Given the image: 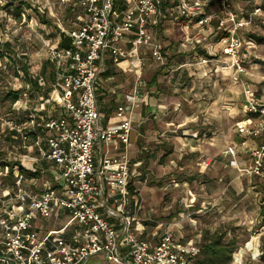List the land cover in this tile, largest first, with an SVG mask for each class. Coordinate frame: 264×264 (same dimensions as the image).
<instances>
[{
    "label": "built area",
    "instance_id": "built-area-1",
    "mask_svg": "<svg viewBox=\"0 0 264 264\" xmlns=\"http://www.w3.org/2000/svg\"><path fill=\"white\" fill-rule=\"evenodd\" d=\"M57 2L78 15L71 27L60 18L56 23V44L66 34L72 45L51 47V91L39 69L28 73L43 90L18 68L19 85H11L22 93L7 101L6 110L0 104V264H90L97 256L106 264H192L200 253L195 238H179L171 222L151 231L148 219L139 217L143 206L128 152L133 122L124 104L117 109V126L103 127L99 79L108 55L115 63L131 59L141 79L148 54L168 64L163 37L169 25L195 30L180 49L202 46L208 55H193L200 64L221 52L228 59L222 69L233 70L234 82L242 86L245 116L236 131L243 140L226 155L243 174L260 180L264 193V96L242 77L257 57L258 43L246 32L264 14V0ZM207 29L215 34L213 41L205 37ZM127 101L133 106L137 98ZM116 141L124 152L111 155L108 148ZM49 221L55 226L48 227ZM262 254L258 248L253 258ZM244 258V250H237L231 264H245Z\"/></svg>",
    "mask_w": 264,
    "mask_h": 264
},
{
    "label": "rangeland",
    "instance_id": "rangeland-1",
    "mask_svg": "<svg viewBox=\"0 0 264 264\" xmlns=\"http://www.w3.org/2000/svg\"><path fill=\"white\" fill-rule=\"evenodd\" d=\"M12 1L29 5L21 18L8 10ZM0 3L4 7L0 10V76H7L0 86L7 84L9 78L17 87L15 69L27 66L35 73L44 62H49L51 47L59 46L56 43L60 28L56 23L60 18L65 27H71L73 7L57 0H0ZM39 15L45 16L51 26L43 24ZM179 47L180 44L169 53L166 66L154 59L144 60L140 80L133 70L127 74L116 70V80L125 95L135 93L141 83L139 90L148 97L155 96L161 102L172 96L178 103L170 102L164 114L156 118L149 115V120L138 129L135 155H131L129 148V156L134 158L133 170L141 163L137 170L141 175L133 180L143 206L139 217L148 219L151 231L159 223L171 222L177 235L184 239L199 236L207 229L211 232L228 229V239L236 237L238 250L245 252V264H261V258L254 259V253L246 250V246L253 236L258 238L260 250L263 245V206L259 200L262 193L258 194L260 187L253 185L256 180L242 175L231 163L233 158L226 155L229 146L240 142L235 129L241 117L242 86L232 83L226 74L214 77L194 67L181 74L177 70L181 63L191 64L195 59L181 54ZM260 47L263 52L264 43ZM156 73L158 77L153 83ZM121 102L125 103L123 97ZM130 110L128 106L127 111ZM210 159L218 160L212 169L206 166ZM90 264L106 262L97 256Z\"/></svg>",
    "mask_w": 264,
    "mask_h": 264
},
{
    "label": "crops",
    "instance_id": "crops-1",
    "mask_svg": "<svg viewBox=\"0 0 264 264\" xmlns=\"http://www.w3.org/2000/svg\"><path fill=\"white\" fill-rule=\"evenodd\" d=\"M241 8H246L249 11H253V9L256 7H241ZM263 9H264V7H263ZM169 26H171V27H168V30L165 34H168V35L175 34V29L177 27H174V25H169ZM182 31H184V33H186V35H193L195 33V30H193V29H186V30H182ZM246 33H248L249 36L251 33H255V34L264 36V14H260V15H257L255 17V21H254L253 25H251L249 28H247ZM214 35H213V31H211L210 29L205 30V37L207 39H209V41L214 40ZM167 44H169L168 41L165 42V45H167ZM216 49L218 51H220L219 45L216 46ZM170 52L171 51L169 49L168 53H170ZM217 55H218V58L212 59L208 64H200V63H198L199 59L193 57V59H195L193 63H191V64L190 63H181V65L177 68V70H181V74H183V72L186 70V68L194 67L195 70H202V71L204 70L207 74L210 73L214 77H219L220 75L222 76L223 74L224 75L226 74L227 76H229L232 83L236 84L235 82H233L234 76H235L234 71L229 70V69L223 70L221 67L222 62L225 60H228L227 57L222 56L221 52H219ZM256 55H257V57L254 59V63L251 65H248V73L245 75H242V77L244 80L249 81L254 86V88L257 89L259 94L262 95V93H264V51L262 52L261 47H260V43H258V48L256 49ZM168 57H170V54L168 55ZM145 60H146V57H145ZM106 67H107L106 71L101 75V77L99 79V84H98V89H99L98 90V96H99L98 101H99V107H100L101 114H102V120L101 121H102L103 127H105V128L117 126L118 119L116 117V113H117L118 107L120 105H124V104L127 106H130L131 110L127 112V115L132 119L133 131L131 134V140H130L129 148L132 149L131 155H135L134 154L135 152H133V147L135 145L136 140L138 139V137L136 136L139 132L138 129L142 128L144 126V124L146 123L145 120H147V119L149 120V115L152 114L153 117L156 118L158 116V114H161V115L164 114V111H166V109H167V105H169L171 103L177 105L178 103L173 100L172 96L167 97L168 99L163 98V100L161 102H159V99H157L155 96H151V97H148V104L146 105L145 104V98L147 97V95L144 94L142 92V90H139V85L141 86V83L137 84L135 93L132 92V93L125 95L123 93L122 85L119 84L116 80L117 79L116 78V76H117L116 72H118L116 70H117V68H119L120 71H122L123 73H126V74L128 71L133 70V72L136 75H138V72L134 68L131 59H125V60L121 61L120 63H115L113 61L112 57L110 55H108L107 60H106ZM168 70H170V67L168 68ZM142 74H143V72H142ZM230 76H233V77H230ZM256 82H258V83H256ZM260 84H262V85H260ZM142 86L146 87V84L144 85V83H142ZM153 90H152V92H153ZM174 91H175V89L173 90V92ZM131 95H133V96L135 95L137 98L136 104L133 106H131L127 101V97L131 96ZM122 97L124 98L125 103L121 102ZM242 97H243V99L240 100V101H242V103L240 105L241 106V111H240L241 117H240V119H242L245 116L244 95ZM240 119H238V120H240ZM235 133L238 137H240V142H241L243 140V137L237 133L236 129H235ZM240 142H239V144H240ZM239 144H235V145H239ZM108 149H109L111 155H117V154H121L124 152V146L122 145L121 142H118V141H116L115 143H112ZM128 152H129V149H128ZM130 158L132 159L133 157L131 156ZM240 158H242V157H240ZM133 159L131 161H133ZM210 161L212 162V164L209 167H211V169H212L216 166L218 160L217 159H210ZM140 164H141L140 162L137 164V167L135 170H133V167L131 164L133 180H134V176H136V175L140 176L141 175V173H137V170H138ZM242 175H244V174H242ZM248 177L251 180L255 179V178H251L250 176H248ZM255 180L256 181L253 182L254 183L253 185H255L256 187H260V184H259L260 180H258V179H255ZM262 189L263 188L260 187V189L258 191V194L262 193V195L260 194L261 198L259 199L261 205H262V202H261L262 196L264 195V193L262 192ZM54 222H56V221H54ZM54 222L49 221L48 223H46V225H48V227L55 226ZM42 226H44V225H42Z\"/></svg>",
    "mask_w": 264,
    "mask_h": 264
},
{
    "label": "trees",
    "instance_id": "trees-1",
    "mask_svg": "<svg viewBox=\"0 0 264 264\" xmlns=\"http://www.w3.org/2000/svg\"><path fill=\"white\" fill-rule=\"evenodd\" d=\"M26 7L29 8V5L23 1L18 2V4L15 1H12L11 3H9V5H7L8 10L12 9L13 12H15L16 15H18L20 18L23 12L26 10ZM3 8L4 7L0 3V10ZM77 15H78V12H75L73 10L74 19L76 18ZM39 19L43 24H46L49 26H51L52 24L50 21L45 19V16L43 15H39ZM176 27L177 28L175 29V34L167 35L166 37L167 39H164L166 42L168 41L169 44L163 45V48L165 47L169 48L170 51H173L172 49L177 47V45L181 44V40L186 35V33H184V31H182L179 26H176ZM61 37L62 39L59 44L60 47H70L72 45V40L66 34H62ZM250 37L256 40L257 43H260V44L264 43V36L262 35L251 33ZM8 50H11V48H9ZM179 50L181 54H186L185 56L190 55V57H193L194 51H198L203 56L208 55L207 51L200 45H195V46L192 45L187 51H182L179 47ZM23 54H26V53H23ZM21 59L23 58L21 57ZM147 59H153V58L151 57L150 54H148L146 56V60ZM23 65H26V64H23ZM23 69L27 72V76L29 78L28 67L27 66L23 67ZM40 73L43 76H45L47 79L48 86L45 90L46 92L49 93L52 89V85L54 82L53 65L48 61L44 62L41 67ZM15 74L17 75V69H15ZM3 76L5 75L3 74ZM6 77L3 79H6ZM9 77H11V75H9ZM157 77L158 75L156 73L152 80L153 83L156 82ZM29 81L32 82L36 86L37 89L43 90L42 88L39 87L38 81H35L34 79H30V78H29ZM7 84H3L0 86V103L2 104L3 107H5L7 101H15L19 97V95L22 93V89L16 90V89H13V87H11L12 85H11L9 78H8ZM145 104L146 105L148 104V96L145 98ZM28 175L30 177H33V176L41 177L42 176L41 172L40 173L28 172ZM259 184H260V187H262V183L260 182ZM261 202L263 206L261 210V215L264 220V195L262 196ZM148 227L150 226L148 225ZM194 238L196 240L197 245L200 247V253L194 259L192 264H231L233 261V255L239 248L236 237L228 239V229H225V230L217 229L214 232H211L209 229H207L201 234V236H196ZM262 241H263V245H262L261 250L263 254L261 256V262H260L261 264L264 263V236L262 237Z\"/></svg>",
    "mask_w": 264,
    "mask_h": 264
},
{
    "label": "bare ground",
    "instance_id": "bare-ground-1",
    "mask_svg": "<svg viewBox=\"0 0 264 264\" xmlns=\"http://www.w3.org/2000/svg\"><path fill=\"white\" fill-rule=\"evenodd\" d=\"M246 250L254 251V253L257 255V253H258V238L256 236H253L251 242H249L248 245L246 246Z\"/></svg>",
    "mask_w": 264,
    "mask_h": 264
}]
</instances>
